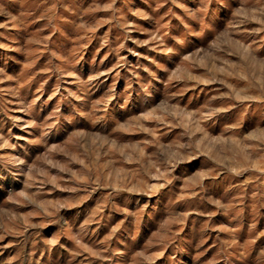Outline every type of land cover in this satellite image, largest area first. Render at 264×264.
Segmentation results:
<instances>
[{"label":"rangeland","instance_id":"1","mask_svg":"<svg viewBox=\"0 0 264 264\" xmlns=\"http://www.w3.org/2000/svg\"><path fill=\"white\" fill-rule=\"evenodd\" d=\"M0 264H264V0H0Z\"/></svg>","mask_w":264,"mask_h":264}]
</instances>
